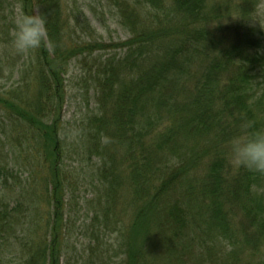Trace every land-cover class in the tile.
<instances>
[{"label":"trees","instance_id":"trees-1","mask_svg":"<svg viewBox=\"0 0 264 264\" xmlns=\"http://www.w3.org/2000/svg\"><path fill=\"white\" fill-rule=\"evenodd\" d=\"M77 1L19 0L20 15L45 20L47 39L28 52L38 91L15 100L17 88L0 90V187L28 204L21 212V200L0 195V246L12 248L14 227L28 224L20 264H62L63 250L76 251L68 196L83 190L106 251L93 257L90 241L89 264H264V176L234 168L228 154L242 125L264 128V40L243 31L245 39L227 44L209 28L222 16L209 0H106L126 35L107 43L84 36L96 28ZM7 6L0 0V10ZM10 22L0 12L7 41ZM73 62L75 79L67 76ZM71 86L94 90L74 143L62 128ZM77 139L90 180L68 173ZM43 202L49 229L37 241L29 225L45 219ZM3 254L0 264H9Z\"/></svg>","mask_w":264,"mask_h":264},{"label":"rangeland","instance_id":"rangeland-1","mask_svg":"<svg viewBox=\"0 0 264 264\" xmlns=\"http://www.w3.org/2000/svg\"><path fill=\"white\" fill-rule=\"evenodd\" d=\"M8 1L10 6H7L6 10L3 7L0 12L5 15L6 22L10 24V21L15 22V20L21 16L20 9L22 4L19 2V0ZM69 3L70 5L74 4L73 0H69ZM78 4L81 5L84 11L89 15L93 26L96 28L95 30L85 32L84 36L86 38L88 35H91V33L98 40L107 43L110 41L123 40L125 38V31L117 23L118 19L115 16V13L109 9L106 0H78L77 6ZM261 5H264V0H225V2H222V0H209L210 9L211 7L215 8L216 6L222 8V13H219V15L216 13L217 16H222L219 18H212L209 28H212L213 33H220L221 36L219 38H224L227 44L231 42L233 43L237 40L239 42V40L245 39L246 36L243 31H246L251 35L254 32L253 34L256 38L259 40H264V30H261L258 24L253 26L247 21L249 19L258 18L260 22L264 24V8H262ZM110 11L114 14L117 21L113 16H111ZM245 25L252 27L254 31H252L250 28L245 29ZM7 36L8 37L6 38H8L9 41L2 38V36L0 37V90L17 88V91L21 94L18 95L15 100H22L24 97V91L28 92V94L31 96L32 92L35 93V90L32 88H35L36 91H38V87L32 85V74L28 75L26 73V71L29 69L27 68L28 63L30 62V59L28 58V52L22 54L20 53L19 55V53L16 52L11 46V35ZM219 38H215L216 41H218ZM75 74L79 77L81 75V71L79 70V65L77 62H73L68 70L67 76L72 77ZM73 78L75 79V77H72V79ZM19 85L22 86L19 88L17 87ZM93 93L94 90L89 89V91H87L86 89L74 88L72 86L68 87L66 90L62 110V120L64 121V126L62 128L65 129V134L67 132L69 135L68 137L70 138V143L71 139L72 143H74L75 139L82 133L83 127L86 126V119L88 118L87 113L94 103ZM77 142L79 144V154L75 150L73 157H66L68 173L70 170L76 171L78 175H85V177L90 180L89 177L91 176V173L86 174L85 171L83 172L84 169L80 170V167H85L86 162H88L90 157L87 154V147L85 146L83 139H77ZM228 154L230 155V149H228ZM96 162L97 160L94 161V164H96ZM86 168L91 167L87 166ZM88 183L86 182L84 184L87 186L89 185ZM9 184H13L11 179L9 180ZM87 187L86 196L92 198L93 190L89 186ZM83 188L84 187H80V189ZM16 192H19L18 188H16ZM19 194L20 193H16L15 195H12L10 186L7 188L4 187V189L2 186L0 187V195L6 197L9 200L12 197L14 200H21V203L24 207H21L20 211L26 212L22 210L27 209L28 204L25 200V197H19ZM84 195L85 193L82 190L73 193V198L71 197V193H69L70 197L68 196V201L71 203L69 208L65 209V212L68 213L71 211V213H73L72 218L77 217L78 220L77 222L70 224L71 226L69 227V231H67L70 236L68 240H71V243L76 248V251H73V249L63 250V253L67 255L63 256L62 264H66L68 258L71 257H73L75 260V263L73 264H89V261L94 260L89 254V242L91 241L95 245V241L93 240L95 238L97 240L95 246L97 247L98 251L93 254V257H98L99 254L101 257L105 256L106 254V251H104L102 248V243L99 244V240L101 239H98L97 235L95 236L97 230L92 227V223L90 221L91 219L89 218L94 216L93 213L82 208V203L85 200L83 198ZM39 210L46 214L45 219L41 222V224L38 225V227H36L35 223L29 225L32 232H34V230L37 228L34 234L36 235L35 239L37 241H39L41 238H45L49 229L47 227V225H49L47 218L50 211L48 204L43 202L39 206ZM19 218H24V213H21ZM26 220L32 221V217ZM27 227L28 224H25L24 230L20 225L14 227L17 229L16 234L18 238L13 236L12 242L14 244L12 245V248H10L9 245H5V247L0 246V251H4L3 256L9 261V264H20L21 262L23 257L21 249L25 246L24 242L27 240V237L25 236ZM110 237L114 238L115 235ZM20 239L23 241H20ZM71 243H69V245H72ZM82 251L83 253L80 255ZM93 264H100V262L96 259Z\"/></svg>","mask_w":264,"mask_h":264},{"label":"clouds","instance_id":"clouds-1","mask_svg":"<svg viewBox=\"0 0 264 264\" xmlns=\"http://www.w3.org/2000/svg\"><path fill=\"white\" fill-rule=\"evenodd\" d=\"M264 8V5H261ZM250 25L264 24L258 18L247 20ZM11 46L16 52L27 53L41 47L46 42L45 20L38 15H21L14 22L11 33ZM250 123L241 126V131L229 141L230 163L236 169L264 176V128L249 132ZM225 246L231 250L225 241Z\"/></svg>","mask_w":264,"mask_h":264}]
</instances>
